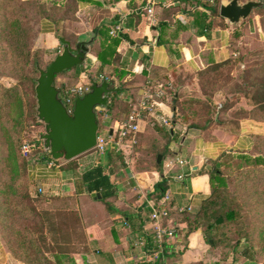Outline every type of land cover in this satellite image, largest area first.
<instances>
[{"label": "crops", "instance_id": "crops-1", "mask_svg": "<svg viewBox=\"0 0 264 264\" xmlns=\"http://www.w3.org/2000/svg\"><path fill=\"white\" fill-rule=\"evenodd\" d=\"M94 1L78 6L76 20L55 23L46 19L39 20L37 46L54 51V54L59 52L61 46L57 31L61 27L69 30L70 34L64 33L71 43L93 37L90 53L77 67L83 66L85 70L95 71L100 61L96 55L99 38L94 28L108 24L109 34L118 37L119 42L111 50L112 55L107 57L108 62L103 66L102 72L105 76L114 78L116 88L121 89L118 94L120 100L131 104V95H139L146 82L153 85L165 83L166 95L162 98L160 108L170 116H173L172 110L166 99L175 75L181 72L192 74L196 69L231 56L234 28L238 26L241 30V26L245 24V19L232 24L219 13L217 15L210 12L208 6H220L228 0ZM238 1L242 3L247 0ZM148 7H151V13L146 11ZM115 25H119L120 30L111 34ZM85 70H81L79 75L87 79ZM66 74L56 76V80L60 78V85L67 84ZM84 82L89 83V80ZM120 120L108 115V119L102 120L105 124L102 127L112 129ZM153 121L150 117L140 121L136 143L141 138L143 144L150 136H154L159 141V146H163V138L151 127ZM172 124L174 129H170L173 132L178 134L176 128L181 130L180 145H172L174 139L168 141L170 153L162 158L160 170L155 166L149 167L147 161L142 167L136 166L134 155L125 148L118 150L122 160L110 168L106 165V152L98 154V158L94 155L90 157V151L79 155L75 158L76 168L64 169L62 165L67 161H55L48 165V159H43L36 163L32 177L59 184L74 203L75 214L86 237V242L83 243L85 245L72 255L76 264H139L144 259L151 262L152 255L143 247V234L150 227L148 214L150 203L155 202L154 185L162 177L168 182V225L183 228V211H195L201 200L209 195L208 176L198 173V170L206 158H216L225 148H229L220 139L229 134L221 129H211L212 134L217 130L222 133L217 135L220 141L215 142L203 137L200 130L184 123ZM243 124L240 121V132L235 140L240 141L242 147L250 142L248 134L251 132ZM159 127L163 128V125ZM145 153L147 158L152 154L150 150ZM98 163L104 165L114 186V195L107 198L108 206L101 200L99 192H89L86 184L79 185L76 182L77 174ZM84 164L85 167L81 168ZM209 247L204 242L202 233L199 230L193 231L187 236L185 247L181 239L174 242L160 264H185L198 260L204 264H220L221 261L209 251ZM0 248V264H22L10 254L4 243Z\"/></svg>", "mask_w": 264, "mask_h": 264}, {"label": "trees", "instance_id": "trees-1", "mask_svg": "<svg viewBox=\"0 0 264 264\" xmlns=\"http://www.w3.org/2000/svg\"><path fill=\"white\" fill-rule=\"evenodd\" d=\"M94 2V0H0V77L7 76L16 80V83L11 85L0 82V182H3V187H0V232L11 254L23 264H76L70 250L63 245V242L66 243L67 236L61 228L63 225L56 223L54 219L56 215L53 212L39 210L34 202L35 198L30 195L27 189L29 179L26 171L27 162L20 153L23 125L32 126L41 123L36 116L34 86L39 69L45 68L51 61L43 64V55L47 50L39 47L32 49L30 46L33 31L31 20L33 13L38 20L46 19L54 23L76 20L78 6ZM208 8L212 14L218 15V4ZM254 10L258 15L260 14L264 29V4L255 7ZM94 30L99 38L96 55L100 65L95 71L86 69L85 74L87 79L90 77L100 81L104 79L103 77H107L102 72V68L108 62L107 57L112 55L111 50L118 44L119 38L109 34L108 24H102ZM241 35L242 31L238 26L235 27L232 45ZM57 37L69 40L65 33ZM232 62V57L229 56L224 60L196 69L190 75L195 74L197 78L211 77L210 74L215 76ZM77 66L64 70L58 75L75 70ZM79 73L76 72L74 76L78 77ZM184 76V72L175 75L172 88L167 91L166 100L173 115L171 122L184 123L188 127L198 129L203 137L208 139H214V135L211 134L213 127L227 134L238 135L240 119H225L221 115L232 105L230 103L213 105L201 101L193 94L183 96L181 92L185 86ZM239 77L240 81L234 84L233 94H239L247 99L252 108L251 114H264V79L254 82L247 77L243 69ZM106 81L116 90L109 95L107 105L96 110L99 129L105 125L100 121L99 110H103L112 119H121L123 117H119V114L127 115L129 111V105L118 97L121 89L116 88L114 78L107 77ZM58 87L61 89L64 100L67 96L68 84L58 85ZM74 98L72 96L71 103H66L68 107H71ZM202 109L206 110L207 117L204 119L201 117ZM241 111L245 112L244 109ZM150 120L154 119L150 117ZM153 123L157 126L155 121ZM160 129L163 128L160 127ZM168 130L169 137L172 135L170 139L175 140L176 133L173 129ZM250 141V148L225 149L216 158L204 160L198 173L208 176L210 193L201 200L195 211H183L181 216V220L185 223L183 228L179 229L174 224L168 225L169 212L166 204L169 200L165 202L162 220L163 225L173 229L172 239L164 241L162 251L153 257V251L156 250L153 233L149 228L145 229L143 247L150 252L153 259L151 262L144 259L139 264H160L163 256L172 249L174 242L181 239L185 247L187 236L196 230L202 233L207 245L215 248L230 247V250L225 252V257L236 253L237 249L245 243L244 250L239 253L250 260L256 258L257 251L252 243L253 236L264 240V219L254 224V218L247 213L250 210L257 215H264V135L252 134ZM33 142L42 143L39 138L34 139ZM105 152L106 165H109V168L122 160L121 152L115 147H109ZM168 153L170 150L166 145L156 149L154 163L158 170L161 169L162 158ZM36 154L37 159H49L42 149ZM158 155H160V162L157 161ZM76 166L75 158L62 165L64 169L76 168ZM77 176V184H86V190L89 192H99L101 200L107 206L109 205L107 198L114 195V186L109 173L105 172L104 165L100 163L92 165ZM167 190V179L162 177L154 185L155 204ZM218 218L222 220L217 223ZM262 251H264V245ZM185 264L204 263L198 260Z\"/></svg>", "mask_w": 264, "mask_h": 264}, {"label": "rangeland", "instance_id": "rangeland-1", "mask_svg": "<svg viewBox=\"0 0 264 264\" xmlns=\"http://www.w3.org/2000/svg\"><path fill=\"white\" fill-rule=\"evenodd\" d=\"M33 17L31 20V24L33 26V31L31 33V48H38L37 41H38V18L33 13ZM261 17L260 14L258 15L255 10L249 15V18L244 20V23L241 27V31L243 30L242 35L239 37V39L233 43L232 50L233 53L231 55L233 62L226 67L222 68L218 74L211 75V77H204V78H197L190 74H185L183 77L185 81V86L183 87V90L181 94L185 97L193 94L194 96H197L201 99V101L215 104H228L230 103L232 106L230 109L224 111L221 113L222 117L225 119L231 118V119H237L239 121H242L245 127L248 129H251L250 134H263L264 135V114L256 113L251 114L250 110L252 109L251 106L248 104L247 99L240 96L239 94H233V87L234 84L238 81H240V73L242 69L246 72L247 77L251 78L254 82H259L260 80L264 79V29L261 24ZM70 21V20H69ZM64 22V21H63ZM65 32L69 33V30L64 29L63 27L58 29V35H61ZM42 48V47H39ZM46 53L43 55V64H45L47 61H50L54 57V51H50L48 49ZM85 70V67L79 66L75 70H71L68 74L64 75L66 78V83L68 84V88L84 84L85 80H87L85 77L79 75L78 77L74 76L76 75V72ZM74 71V72H73ZM60 78L56 80V85H60ZM84 79V80H83ZM0 82L5 85H11L16 83V80L10 78V77H0ZM187 82V84H186ZM140 95H131V104H134L138 97ZM239 96V97H238ZM120 99V98H119ZM28 100V98H27ZM129 105V109L133 106L129 103H126ZM241 109L245 110L243 113ZM236 111H239L240 113H235ZM106 113L103 112V110H99V117L100 121L102 122L103 117H105ZM201 117L204 119L207 117L206 110L202 109ZM119 117H123L121 119H124L126 115L119 114ZM148 119V117H146ZM180 125V124H179ZM153 129L158 131L160 134V138H163V146L168 145V141L170 140V137L168 135V129L173 128L174 125L171 122V126H163L164 129H160V127L154 124L151 125ZM214 128V127H213ZM211 128V129H213ZM103 129V127H102ZM178 134L177 138L174 140L175 147H178L180 145V133L181 130L177 129ZM103 131V130H102ZM43 132V124H33L30 125H23L22 131H21V147H20V153L25 158L27 162V174L29 175V179L27 181V189L32 197L35 198V204L39 210H48L54 213L55 221L59 225H63L61 227L64 229L65 233H67L66 236V243L63 242V245L70 250V254L73 255L78 250L83 247L86 242V237L84 233L82 232V228L79 225V220L77 214H75L74 210V203L71 202V197L65 194V191L58 186L59 184L51 182L48 179H35L31 175L32 171H34L36 163L40 161V159H37L36 152L40 149H42V143H34V139L39 138V134ZM104 132V131H103ZM212 134V133H211ZM222 133L217 130V132H214V139H211L212 141H220L218 140L217 135H221ZM138 136V135H137ZM169 137V138H168ZM222 141H225L226 144H228L229 148H238V149H247L251 147V141L245 145L244 147L241 146L240 141H235L237 135H231L229 136H221ZM239 137V136H238ZM141 138L139 139L138 143L135 144H128L123 143L122 149L125 148L132 152L133 157H135V165L137 164L139 167H142L144 165V162H148V166H155V155H156V149H159V141L153 136H150L148 139L145 140V142L142 144ZM224 143V142H223ZM28 144L31 145L30 151L27 153H24L22 151V145ZM162 145V144H161ZM162 146V147H163ZM225 148V149H229ZM224 149V150H225ZM150 150L152 152L150 157H146L145 151ZM155 150V151H154ZM90 153L92 157L94 155L95 158H98L97 151L95 149L90 150ZM83 157V156H81ZM146 157V158H145ZM82 162V160H81ZM204 164V163H203ZM202 164V166H203ZM136 165V166H137ZM201 166V167H202ZM85 167V164L81 167ZM79 175V174H77ZM78 178V176H76ZM60 178V174L58 176ZM78 181V179H76ZM3 182H0V187H3ZM39 188L42 189V191H39ZM248 208V204H247ZM249 209V208H248ZM246 210V212L248 211ZM245 212V213H246ZM250 213V214H249ZM251 218H254V224L260 223L264 219V215L260 216L252 211H248ZM254 239L252 243H254V247L256 248L257 255L254 260H250L246 258L245 256L241 255L239 251H243L244 247L246 246L245 243L242 244L237 249L236 253L230 254L229 256L225 257V252L230 250V247H209V251L216 256L221 263L220 264H264V251H262L264 240L260 239L258 236H253ZM204 239V238H203ZM205 242V241H204ZM5 244L7 246V243L5 242L4 237L2 236L0 232V246L2 244ZM8 248V246H7ZM9 249V248H8ZM1 250V248H0ZM10 252V251H9ZM11 254V252H10ZM49 254V253H48ZM12 255V254H11ZM13 256V255H12ZM14 257V256H13ZM73 257V256H72ZM20 261V260H19ZM0 258V263H1ZM23 264V262L21 261Z\"/></svg>", "mask_w": 264, "mask_h": 264}, {"label": "water", "instance_id": "water-1", "mask_svg": "<svg viewBox=\"0 0 264 264\" xmlns=\"http://www.w3.org/2000/svg\"><path fill=\"white\" fill-rule=\"evenodd\" d=\"M264 4V0H228L219 6V15L232 24L246 19L252 10ZM61 50L45 68L38 71L34 86L36 116L43 124L39 134L42 150L49 159L69 161L94 149L99 131L97 109L107 105L109 95L116 89L103 80L89 79L88 89L75 96L68 107L61 96V89L55 84V77L64 70L84 62L91 51L93 37L78 39L75 43L63 37L59 38ZM160 162V155L157 157ZM222 219L218 218L216 222Z\"/></svg>", "mask_w": 264, "mask_h": 264}, {"label": "built area", "instance_id": "built-area-1", "mask_svg": "<svg viewBox=\"0 0 264 264\" xmlns=\"http://www.w3.org/2000/svg\"><path fill=\"white\" fill-rule=\"evenodd\" d=\"M148 13H151V7H148L146 10ZM118 30H120L119 25H115L110 33L114 34ZM102 77V76H101ZM105 80L107 77H103ZM89 83H84L80 85H75L67 90V96L64 99L65 103H71L72 96L82 95L88 89ZM137 101L133 105L124 119L116 122L114 128L110 129L106 127L105 129H99L96 145L94 149L99 154L105 153V151L109 147H115L116 150L122 148L123 143L135 144L137 142V134L139 132V123L141 120L146 119V117H151L154 121L163 126H171V116L169 114H165L160 106L162 104V98L165 97V85L162 83L151 84L150 82H146L143 84L141 92L139 94ZM103 117V121L108 119V115L105 114ZM104 132H103V131ZM31 145L23 144L22 151L27 153L30 151ZM179 163H182V160H177ZM55 163V160L48 159V165H52ZM180 177V176H178ZM39 191H42L39 188ZM169 199V192L166 191L164 196L160 198V200L155 203H150L149 205V229L153 233V240L156 246V250L153 251V256L156 257L163 249V242L172 239L173 229L171 227H167L163 225L162 214L163 205Z\"/></svg>", "mask_w": 264, "mask_h": 264}]
</instances>
